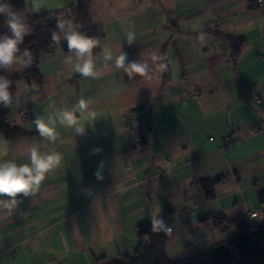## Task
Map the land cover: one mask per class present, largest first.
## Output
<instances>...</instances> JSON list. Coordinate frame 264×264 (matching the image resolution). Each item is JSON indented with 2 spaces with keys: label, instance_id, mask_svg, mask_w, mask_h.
Wrapping results in <instances>:
<instances>
[{
  "label": "crops",
  "instance_id": "0c3cea01",
  "mask_svg": "<svg viewBox=\"0 0 264 264\" xmlns=\"http://www.w3.org/2000/svg\"><path fill=\"white\" fill-rule=\"evenodd\" d=\"M26 2L70 13L78 0ZM89 12L102 31L92 76L74 71L88 54L67 47L64 33L81 32L69 14L57 49L40 57L43 84L17 83L10 117L26 133L12 142L0 134L8 142L0 163H29L38 144L62 159L34 193L19 194L11 208L0 203V264L132 256L137 226L154 218L168 230L169 260H210V247L231 234L214 227L213 214L264 223V8L247 0H92ZM17 57L12 74L28 67ZM131 64L145 65V74L126 72ZM81 98L91 103L74 113L76 125H61L60 114ZM37 115L56 119L54 142L36 131ZM219 176L209 198L203 185Z\"/></svg>",
  "mask_w": 264,
  "mask_h": 264
},
{
  "label": "trees",
  "instance_id": "16d2710c",
  "mask_svg": "<svg viewBox=\"0 0 264 264\" xmlns=\"http://www.w3.org/2000/svg\"><path fill=\"white\" fill-rule=\"evenodd\" d=\"M92 0H78L72 6L73 10L51 11L45 8H35L26 0H0V3L10 4L18 11L28 25V34L24 43L19 46L17 56L23 54L27 49L31 53V60L27 69L19 74H12L8 66L0 67V76L11 81L9 91L11 102L8 107L0 103V134H3L9 142L17 136L26 133L22 128L16 127L11 122L10 106L19 100L17 83L21 79L29 82L43 84L44 78L39 71V60L42 54L55 51L58 44L52 42V34H57L58 15H72L76 18L81 27V34L90 36L96 40V47L92 50L96 53L102 31L99 26L92 22L89 12ZM68 12V13H67ZM11 34L8 32L6 17L0 14V35ZM234 53L240 50L239 44L235 45ZM29 60V57L26 56ZM223 177L219 176L209 180V186L203 185L208 197L214 196L212 187L220 182ZM264 199V194L261 195ZM214 227L220 230L231 231V234L223 241L210 247V260H196L192 257H185L177 261L169 260L166 254L168 230L160 218L145 221L137 226L139 236L138 246L132 256L123 255L119 259L106 260L103 264H264V223L260 225L249 224L244 217L227 218L223 214H213Z\"/></svg>",
  "mask_w": 264,
  "mask_h": 264
},
{
  "label": "clouds",
  "instance_id": "9594fccd",
  "mask_svg": "<svg viewBox=\"0 0 264 264\" xmlns=\"http://www.w3.org/2000/svg\"><path fill=\"white\" fill-rule=\"evenodd\" d=\"M0 14L6 17L8 32L11 33L10 35H0V67L8 66L10 68L19 59L16 54L28 34V25L22 15L8 3H0ZM68 23L71 25V21H68ZM64 25V21H59L57 24L62 33ZM63 38L67 41L69 51H75L77 57H83L85 53L88 54V58L83 63L75 65L74 71L82 74L83 77L92 76L95 71L92 50L96 47V40L76 30L64 33ZM133 39L134 36L129 34L128 42L131 43ZM52 42L60 43V36L56 32L52 34ZM23 56L29 57V60L22 61L28 64L31 60V53L25 49ZM104 59L106 62L111 60L112 53L107 52ZM123 60V56L116 58L117 70L123 66ZM145 69V65L131 64L125 71L144 75ZM10 84V80L0 76V103L5 107H8L11 102ZM89 103H91L90 100L81 98L78 104L70 111L64 110L60 114V124L73 128L77 123L74 113L79 109L81 115H83ZM33 123L36 131L45 141L54 142L57 139L55 134L57 122L52 116H48L45 119L43 116L37 115ZM76 131L77 133H82L79 128H76ZM7 143V140L0 142L2 145H7ZM0 154H6V150L3 147H0ZM61 159V154L58 152L42 153L38 144L31 149L29 163L17 164V162L11 160L0 163V196L10 198V201H0V203L11 208L17 203L16 197L19 194L22 193L27 196L34 193L45 180L46 174L60 165Z\"/></svg>",
  "mask_w": 264,
  "mask_h": 264
},
{
  "label": "built area",
  "instance_id": "2783aa9c",
  "mask_svg": "<svg viewBox=\"0 0 264 264\" xmlns=\"http://www.w3.org/2000/svg\"><path fill=\"white\" fill-rule=\"evenodd\" d=\"M250 7L254 10L264 8V0H247ZM257 212L251 213V216H255Z\"/></svg>",
  "mask_w": 264,
  "mask_h": 264
},
{
  "label": "rangeland",
  "instance_id": "374dc122",
  "mask_svg": "<svg viewBox=\"0 0 264 264\" xmlns=\"http://www.w3.org/2000/svg\"><path fill=\"white\" fill-rule=\"evenodd\" d=\"M63 18H64L63 16L58 15V16L55 18V20H56V22H57L58 20L65 21V20H62ZM57 24H58V22H57ZM57 29H58V27H57Z\"/></svg>",
  "mask_w": 264,
  "mask_h": 264
}]
</instances>
